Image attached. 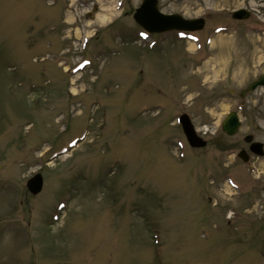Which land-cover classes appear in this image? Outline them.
I'll list each match as a JSON object with an SVG mask.
<instances>
[{"label": "rangeland", "instance_id": "1", "mask_svg": "<svg viewBox=\"0 0 264 264\" xmlns=\"http://www.w3.org/2000/svg\"><path fill=\"white\" fill-rule=\"evenodd\" d=\"M141 2L0 0V227L32 222L36 264H264V157L237 158L264 142V87L241 98L264 74V0H159L206 25L149 40Z\"/></svg>", "mask_w": 264, "mask_h": 264}, {"label": "water", "instance_id": "2", "mask_svg": "<svg viewBox=\"0 0 264 264\" xmlns=\"http://www.w3.org/2000/svg\"><path fill=\"white\" fill-rule=\"evenodd\" d=\"M250 13L247 10L241 9L233 14L234 18L247 19ZM135 19L138 23L144 26L150 32H164L172 29L180 30H199L205 25L204 19H184L181 15H165L158 8V0H144L143 4L135 14ZM264 85V76L260 78L257 83L250 86V89H255L258 85ZM184 132L187 136L188 141L194 147H203L206 142L200 138L194 129V126L188 117L183 115L181 117ZM240 127V121L236 112H232L228 115L226 120L223 122V130L228 135H234L238 132ZM247 141H251V137L246 138ZM261 146L258 143L253 144L252 149ZM43 187V178L41 174L35 175L28 182V188L31 193L38 194Z\"/></svg>", "mask_w": 264, "mask_h": 264}, {"label": "flooded vegetation", "instance_id": "3", "mask_svg": "<svg viewBox=\"0 0 264 264\" xmlns=\"http://www.w3.org/2000/svg\"><path fill=\"white\" fill-rule=\"evenodd\" d=\"M247 148H249V145L247 144ZM31 224V223H29ZM4 228L3 226L0 227ZM24 228V227H23ZM25 230H30V227L28 228H24ZM8 244H12V255H6L4 253H1L0 255H6L8 262L7 263H0V264H24L25 262H28V264H36V262H34V260L32 259V257L36 256L34 253V247H35V240L33 237H13L11 242H8ZM17 250H21L23 252L26 250H29V257H31V259L29 258H24L23 257V253L18 252Z\"/></svg>", "mask_w": 264, "mask_h": 264}, {"label": "bare ground", "instance_id": "4", "mask_svg": "<svg viewBox=\"0 0 264 264\" xmlns=\"http://www.w3.org/2000/svg\"><path fill=\"white\" fill-rule=\"evenodd\" d=\"M104 19V18H103ZM105 20V19H104Z\"/></svg>", "mask_w": 264, "mask_h": 264}]
</instances>
